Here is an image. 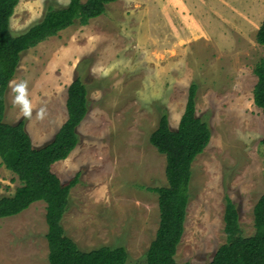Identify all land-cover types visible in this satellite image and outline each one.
<instances>
[{
	"label": "rangeland",
	"instance_id": "374dc122",
	"mask_svg": "<svg viewBox=\"0 0 264 264\" xmlns=\"http://www.w3.org/2000/svg\"><path fill=\"white\" fill-rule=\"evenodd\" d=\"M69 1L20 0L12 33L27 32ZM182 1L203 22L206 37L187 43L188 26L168 0H122L87 25L76 23L26 52L6 95L4 122L24 121L38 148L66 120L68 86L82 79L89 112L77 129L78 145L52 166L63 183L79 174L61 224L82 250L125 246L126 264H145L160 221L158 195L147 188L167 185L166 159L150 135L164 113L177 128L192 84L198 86L197 116L212 136L192 166L177 262L207 264L226 243L227 199L238 209L243 235L253 236V210L264 194V114L253 103L254 69L264 61V46L256 40L264 0ZM123 15L135 16L133 24ZM139 26L143 38L133 30ZM21 84L27 115L17 101ZM19 186L0 159V197ZM45 214L40 201L0 219V264H49Z\"/></svg>",
	"mask_w": 264,
	"mask_h": 264
},
{
	"label": "trees",
	"instance_id": "16d2710c",
	"mask_svg": "<svg viewBox=\"0 0 264 264\" xmlns=\"http://www.w3.org/2000/svg\"><path fill=\"white\" fill-rule=\"evenodd\" d=\"M20 0H0V159L5 168L17 176L20 186L12 196L0 197V219L17 216L32 204L46 203V240L49 264H126L125 246L82 250L61 224L67 210L71 190L79 183V174L63 183L52 166L65 161L76 149L78 127L86 118L88 90L80 77L67 90V120L54 138L42 147H34L24 121L4 122L6 95L22 56L30 49L63 30L75 25H87L105 14L107 6L119 0H70L66 7L47 12L44 18L27 32L14 35L10 20ZM257 43L264 46V20L257 32ZM257 82L253 88V103L264 114V61L255 66ZM198 86L188 91L184 113L177 129H172L164 113L149 142L166 159L167 185L147 188L158 195L159 227L146 254L145 264L178 263L177 250L185 230L189 203L192 166L211 141L207 122L197 116ZM264 145V138L261 141ZM253 236L243 235L236 205L227 199L224 212L226 243L207 264H264V194L254 210Z\"/></svg>",
	"mask_w": 264,
	"mask_h": 264
},
{
	"label": "crops",
	"instance_id": "0c3cea01",
	"mask_svg": "<svg viewBox=\"0 0 264 264\" xmlns=\"http://www.w3.org/2000/svg\"><path fill=\"white\" fill-rule=\"evenodd\" d=\"M120 2L122 1V0H119ZM119 1H117V2H119ZM155 1H159V2H161L162 0H155ZM119 2V3H120ZM142 2V1H141ZM168 2L169 3H174V5H171V6H173L174 7V12H175V14H177V16L180 18V20L186 25V26H188V27H186L187 29H188V31H185L184 33V40H186L187 41V43H188V41L190 40V43L189 44H191V42L192 41H195V40H199L200 38H204V37H206V36H204L205 34H206V32L204 31L205 29V27L203 28V22H201V21H199L195 16H193L192 15V11L184 4V2L182 1V0H168ZM113 3H116V2H113ZM118 3V4H119ZM112 4V3H111ZM140 4H142V3H140ZM160 4V3H159ZM145 7H146V5H145ZM164 8L165 9H168L167 7H166V5H164ZM168 10H171V13L173 14V10L171 9V8H169ZM137 14V13H136ZM136 14H134V15H136ZM171 14V15H172ZM123 18H125L124 17V15H123ZM134 18H135V16H134ZM134 18H132V20H131V18H128V17H126L125 18V21H124V23H128V22H131L132 24H133V20H134ZM170 19H172V16H171V18ZM168 22H169V19H168ZM140 24H142V23H140ZM143 26H144V28H145V25L144 24H142ZM74 26V25H73ZM73 26H71V27H73ZM136 26H138V24L136 25ZM144 28H142V27H137L136 29H133L134 31H138L137 33L139 34V36L140 37H142V35H144V33H142L143 32V30H144ZM173 28H175V30L178 32V34H180L179 33V31H178V29H176V27L174 26ZM67 30V29H66ZM65 30H63L62 32H64ZM204 31V32H203ZM187 34V35H186ZM143 38V37H142ZM181 38V37H180ZM150 39H151V37H150ZM183 40V41H184ZM151 41V40H150ZM149 41V42H150ZM151 43V46H154V47H159L161 44H160V41L159 40H157V41H151L150 42ZM71 85V84H70ZM69 85V86H70ZM68 86V87H69ZM66 103H67V100H66ZM186 106V105H185ZM66 109H67V107H66ZM184 110H185V108H184ZM66 113H67V111H66ZM183 113H184V111H183ZM183 115V114H182ZM182 117V116H181ZM66 120H67V118H66ZM66 120L62 123V125L66 122ZM180 120H181V118H180ZM179 123H180V121H179ZM62 125L56 130L57 132L60 130V128L62 127ZM178 126H179V124H178ZM178 126H177V128H178ZM176 128V129H177ZM55 131V133L51 136L52 137V139L54 138V136L57 134V132Z\"/></svg>",
	"mask_w": 264,
	"mask_h": 264
},
{
	"label": "clouds",
	"instance_id": "9594fccd",
	"mask_svg": "<svg viewBox=\"0 0 264 264\" xmlns=\"http://www.w3.org/2000/svg\"><path fill=\"white\" fill-rule=\"evenodd\" d=\"M24 90H25V85L23 84L19 85L18 88L16 89V91L20 93V95L17 97V101L23 103L24 112L27 115L29 114V111H28V103L24 98Z\"/></svg>",
	"mask_w": 264,
	"mask_h": 264
}]
</instances>
